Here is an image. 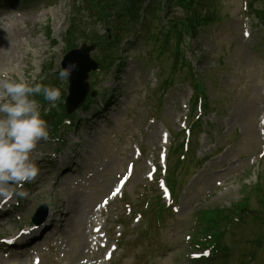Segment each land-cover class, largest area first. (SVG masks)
Masks as SVG:
<instances>
[{
  "label": "rangeland",
  "instance_id": "1",
  "mask_svg": "<svg viewBox=\"0 0 264 264\" xmlns=\"http://www.w3.org/2000/svg\"><path fill=\"white\" fill-rule=\"evenodd\" d=\"M247 1L216 0L215 21L184 43L186 56L204 83L209 111L189 121L198 129L184 163L176 154L168 160L173 182L180 188L177 211L162 212L164 227L154 212L159 202L154 196L161 192L148 177L155 170L157 150L166 144L167 130L179 133L188 125L193 85L186 67L172 69L168 51L162 58L150 52L158 51L162 43L154 47L150 42L131 41L124 43L121 68L90 74V86L99 97L70 117L72 124L64 120L65 141L59 142L49 130V139L37 143L31 158L38 172L22 186L27 196H19L20 219L0 228L4 231L0 237L28 224L45 203L49 213L55 212L57 234L54 250L44 252L40 264H190L195 244L188 237L195 231L194 214L215 209L227 213L244 202L247 214L242 223L234 218L215 220L216 228L225 230L221 242L231 247L227 264L246 260L264 264V222L255 219L264 210V25L248 17ZM254 1L263 13L264 0ZM0 4L4 5L0 8V78L55 83L61 90L55 106L64 104L69 84L57 76L64 55L83 43H95L92 55L102 64L104 54L95 30L102 35L104 29H95L84 17L82 28L67 34L76 16V0H0ZM4 99L0 96V102ZM101 102L105 108L96 112L94 120L85 118ZM139 149L145 154L141 156ZM206 155L207 162L194 166L196 174L182 187L184 173L191 170L188 162ZM64 159L77 163V171L60 174ZM125 177L128 182L119 191ZM148 198L153 200L151 208ZM168 199L165 194L164 202ZM127 203L132 204V212ZM138 211L146 215L135 220ZM95 228L100 232L95 233ZM105 230L108 248L114 243L118 248L110 261L106 249H98L100 239L105 241L99 235ZM15 253L0 252V264L37 263L35 256Z\"/></svg>",
  "mask_w": 264,
  "mask_h": 264
},
{
  "label": "trees",
  "instance_id": "2",
  "mask_svg": "<svg viewBox=\"0 0 264 264\" xmlns=\"http://www.w3.org/2000/svg\"><path fill=\"white\" fill-rule=\"evenodd\" d=\"M76 2V16L70 21L68 34L72 36L76 30L82 28L84 17L95 23L100 22L106 31L109 29L105 38L107 50L112 51V56L117 53L121 41L131 35L136 40L154 36L155 40H160L161 34L164 33L165 38H162V41L168 46L174 37L178 39V43L183 42L185 33L196 36L201 29L215 21L219 14L216 0H76ZM259 14L261 16L264 11L263 13L259 11ZM167 27V30H163ZM116 58L119 57L110 59L111 64L115 63ZM108 59L109 57H106V60ZM40 100L45 102L43 97H40ZM63 108V105L51 106L49 110L44 108L43 118L51 124H60ZM213 214L214 218H217L222 211L217 209Z\"/></svg>",
  "mask_w": 264,
  "mask_h": 264
},
{
  "label": "clouds",
  "instance_id": "3",
  "mask_svg": "<svg viewBox=\"0 0 264 264\" xmlns=\"http://www.w3.org/2000/svg\"><path fill=\"white\" fill-rule=\"evenodd\" d=\"M77 69L70 63L59 72V79H70ZM0 196L25 197L24 183L37 175L31 153L41 140L49 139V127L36 99L42 96L51 106L61 98V90L52 85L30 83L25 79L0 78Z\"/></svg>",
  "mask_w": 264,
  "mask_h": 264
},
{
  "label": "water",
  "instance_id": "4",
  "mask_svg": "<svg viewBox=\"0 0 264 264\" xmlns=\"http://www.w3.org/2000/svg\"><path fill=\"white\" fill-rule=\"evenodd\" d=\"M94 45L83 44L80 48L73 49L66 54L62 67H68L70 63H75L77 69L73 72L70 80L69 95L66 106L69 113L78 109L86 100L89 93V73L96 70L99 64L90 56Z\"/></svg>",
  "mask_w": 264,
  "mask_h": 264
},
{
  "label": "bare ground",
  "instance_id": "5",
  "mask_svg": "<svg viewBox=\"0 0 264 264\" xmlns=\"http://www.w3.org/2000/svg\"><path fill=\"white\" fill-rule=\"evenodd\" d=\"M17 41V40H16ZM14 49H15V47H14Z\"/></svg>",
  "mask_w": 264,
  "mask_h": 264
},
{
  "label": "snow or ice",
  "instance_id": "6",
  "mask_svg": "<svg viewBox=\"0 0 264 264\" xmlns=\"http://www.w3.org/2000/svg\"><path fill=\"white\" fill-rule=\"evenodd\" d=\"M118 191V190H117Z\"/></svg>",
  "mask_w": 264,
  "mask_h": 264
}]
</instances>
